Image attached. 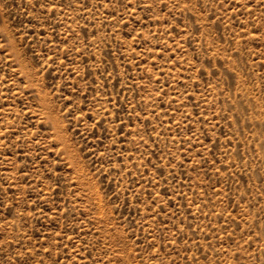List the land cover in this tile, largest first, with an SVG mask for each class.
<instances>
[{"label":"rangeland","instance_id":"obj_1","mask_svg":"<svg viewBox=\"0 0 264 264\" xmlns=\"http://www.w3.org/2000/svg\"><path fill=\"white\" fill-rule=\"evenodd\" d=\"M0 264H264V0H0Z\"/></svg>","mask_w":264,"mask_h":264}]
</instances>
